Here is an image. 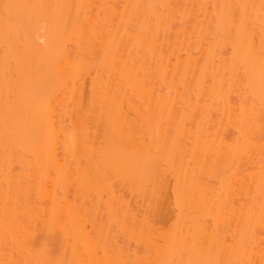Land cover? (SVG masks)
<instances>
[{
    "label": "bare ground",
    "instance_id": "6f19581e",
    "mask_svg": "<svg viewBox=\"0 0 264 264\" xmlns=\"http://www.w3.org/2000/svg\"><path fill=\"white\" fill-rule=\"evenodd\" d=\"M49 261L264 264V0H0V264Z\"/></svg>",
    "mask_w": 264,
    "mask_h": 264
},
{
    "label": "rangeland",
    "instance_id": "374dc122",
    "mask_svg": "<svg viewBox=\"0 0 264 264\" xmlns=\"http://www.w3.org/2000/svg\"><path fill=\"white\" fill-rule=\"evenodd\" d=\"M128 197H129V200H130V196H128ZM131 199L134 200V199L132 198V196H131ZM132 200H131V201H132ZM133 202H135V200H134ZM133 202H132V203H133ZM140 209H142V208H140ZM40 232H41L42 234H43V232L45 233V231H44L43 229H41ZM40 232H39V233H40ZM41 233H40V234H41ZM43 235H44V238H43ZM43 235H42V239H43L44 241L46 240L47 243L50 241L49 243L52 244V245H51V244H50V245L48 244V245H49V248L51 249L50 252L53 250V251L51 252V254L53 253L52 256H53V257H54V256H59V255H60V249H62V247H61V246H62V242H61L62 239H61V237H60V240H58L59 237H54V235H50V236H49V234H47L48 236H47L46 234H43ZM45 235H46V236H45ZM56 236H59V235H56ZM38 237H39V236H38ZM48 237H49V238H48ZM50 237H51V238H50ZM53 237H54V238H53ZM56 238H57V239H56ZM40 239H41V237H40ZM37 240H38V239H37ZM51 241H52V242H51ZM58 241H59V243H58ZM41 242H42V240H41ZM41 242H40V243H41ZM42 243H44V242H42ZM60 244H61V245H60ZM58 245H59V246H58ZM51 246H52V247H51ZM57 246H58V247H57ZM54 248L58 250V253H57V251H56ZM55 252H56V253H55ZM54 254H55V255H54ZM57 254H58V255H57Z\"/></svg>",
    "mask_w": 264,
    "mask_h": 264
},
{
    "label": "snow or ice",
    "instance_id": "6c2138e0",
    "mask_svg": "<svg viewBox=\"0 0 264 264\" xmlns=\"http://www.w3.org/2000/svg\"><path fill=\"white\" fill-rule=\"evenodd\" d=\"M4 7H5V9H9V8L20 7V6L5 4ZM48 264H61V262H59V261H49Z\"/></svg>",
    "mask_w": 264,
    "mask_h": 264
}]
</instances>
